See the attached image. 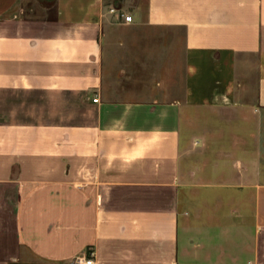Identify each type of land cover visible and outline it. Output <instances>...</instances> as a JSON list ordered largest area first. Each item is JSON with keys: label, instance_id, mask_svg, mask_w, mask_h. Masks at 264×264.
<instances>
[{"label": "crops", "instance_id": "0c3cea01", "mask_svg": "<svg viewBox=\"0 0 264 264\" xmlns=\"http://www.w3.org/2000/svg\"><path fill=\"white\" fill-rule=\"evenodd\" d=\"M34 1L0 0V264H264V0Z\"/></svg>", "mask_w": 264, "mask_h": 264}, {"label": "built area", "instance_id": "2783aa9c", "mask_svg": "<svg viewBox=\"0 0 264 264\" xmlns=\"http://www.w3.org/2000/svg\"><path fill=\"white\" fill-rule=\"evenodd\" d=\"M112 12H115V10H112ZM121 16L124 18V21L126 23H132L133 20H134L132 15L122 14ZM94 102H96V103L99 102V99L98 98L94 99ZM78 262L85 263V264H95V254H94V252L91 251L88 258L78 259Z\"/></svg>", "mask_w": 264, "mask_h": 264}, {"label": "rangeland", "instance_id": "374dc122", "mask_svg": "<svg viewBox=\"0 0 264 264\" xmlns=\"http://www.w3.org/2000/svg\"><path fill=\"white\" fill-rule=\"evenodd\" d=\"M119 1H123V0H119ZM38 2H36V1H34V0H32V4H31V7H29L27 10H29L27 13H31V15H32V13H33V6L34 5H36ZM32 8V9H31ZM32 10V11H31ZM34 14V13H33Z\"/></svg>", "mask_w": 264, "mask_h": 264}]
</instances>
